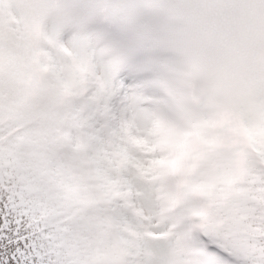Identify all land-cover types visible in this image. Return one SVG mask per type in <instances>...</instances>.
I'll return each mask as SVG.
<instances>
[{
  "label": "snow or ice",
  "instance_id": "6c2138e0",
  "mask_svg": "<svg viewBox=\"0 0 264 264\" xmlns=\"http://www.w3.org/2000/svg\"><path fill=\"white\" fill-rule=\"evenodd\" d=\"M0 264H264V0H0Z\"/></svg>",
  "mask_w": 264,
  "mask_h": 264
}]
</instances>
